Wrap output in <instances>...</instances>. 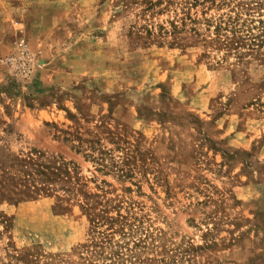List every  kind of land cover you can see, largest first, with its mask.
<instances>
[{"label":"rangeland","instance_id":"1","mask_svg":"<svg viewBox=\"0 0 264 264\" xmlns=\"http://www.w3.org/2000/svg\"><path fill=\"white\" fill-rule=\"evenodd\" d=\"M0 7V264H264V0Z\"/></svg>","mask_w":264,"mask_h":264},{"label":"built area","instance_id":"2","mask_svg":"<svg viewBox=\"0 0 264 264\" xmlns=\"http://www.w3.org/2000/svg\"><path fill=\"white\" fill-rule=\"evenodd\" d=\"M21 55H22V58H20V62L18 60V57H10V58H8V63L15 64L16 66L21 65L19 67L21 68L22 73L23 74H25V73L28 74L29 69H28V67L26 65L27 62H26V60H23L24 55H26V51L23 50L21 52Z\"/></svg>","mask_w":264,"mask_h":264},{"label":"crops","instance_id":"3","mask_svg":"<svg viewBox=\"0 0 264 264\" xmlns=\"http://www.w3.org/2000/svg\"><path fill=\"white\" fill-rule=\"evenodd\" d=\"M7 4H8V3H7ZM9 4H11V3H9ZM21 7H22V10L25 9V8H24L25 6H21ZM29 7H31V8H29ZM29 7H28V10H30V11L33 10L32 8H34V6H33V3H32V2H30V6H29ZM0 8H1V7H0ZM22 10H21V11H22ZM32 13H33L32 11L29 12V14H32ZM0 32H3V31H0Z\"/></svg>","mask_w":264,"mask_h":264}]
</instances>
